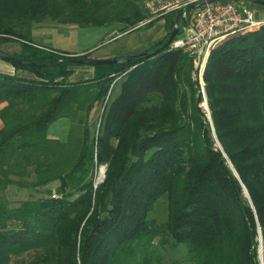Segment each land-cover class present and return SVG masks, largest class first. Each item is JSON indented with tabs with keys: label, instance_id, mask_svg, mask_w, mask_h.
Masks as SVG:
<instances>
[{
	"label": "trees",
	"instance_id": "trees-1",
	"mask_svg": "<svg viewBox=\"0 0 264 264\" xmlns=\"http://www.w3.org/2000/svg\"><path fill=\"white\" fill-rule=\"evenodd\" d=\"M191 14L166 13L152 49ZM149 16L144 0H0V43L19 42L11 55L27 61L88 58L34 43V23L126 33L151 26ZM11 63L36 78L0 72V264H153L159 235L195 264H264V22L211 46L201 75L210 114L182 47L93 65L76 82L68 61ZM62 117L72 120L65 141L47 135ZM10 184L47 195L13 204ZM163 196L168 216L157 223L150 212Z\"/></svg>",
	"mask_w": 264,
	"mask_h": 264
},
{
	"label": "crops",
	"instance_id": "crops-1",
	"mask_svg": "<svg viewBox=\"0 0 264 264\" xmlns=\"http://www.w3.org/2000/svg\"><path fill=\"white\" fill-rule=\"evenodd\" d=\"M248 6H250L249 3ZM250 8L256 13L258 20L264 21L263 4L252 2ZM163 16L158 17L149 27L135 29L126 33H120L113 27L114 25L78 28L77 30L65 28L66 30L72 31V36L75 35V39L71 45L63 47V43L60 42L61 39L54 42L56 46L51 43V40L45 45L65 51L72 55L87 53L89 58L95 59L125 58L127 56L152 50V48L165 38L167 35V22L166 18ZM190 27L191 18L189 26L186 28L183 27L184 30L182 31L184 32V35L190 31ZM116 32L118 33L117 35H115ZM35 37L40 39L39 41H42L45 35L43 32L39 31L37 34L35 33ZM64 44H66V42ZM71 69L72 73L69 76V81L71 82L92 78L95 73V67L90 64H76L71 66ZM0 72L17 74L18 76L26 78H36L35 74L31 71L22 68L17 69V67L11 62L3 58H0ZM2 106L3 103H0V109ZM2 126L3 120L0 118V129ZM71 127L72 120L67 117H62L49 125L47 135L50 138H57L65 141L69 137Z\"/></svg>",
	"mask_w": 264,
	"mask_h": 264
},
{
	"label": "built area",
	"instance_id": "built-area-1",
	"mask_svg": "<svg viewBox=\"0 0 264 264\" xmlns=\"http://www.w3.org/2000/svg\"><path fill=\"white\" fill-rule=\"evenodd\" d=\"M199 1L202 0H144L150 16L142 24L172 11L183 14L184 8ZM191 11L190 31L183 38H176L171 46L184 48L196 60L200 76L210 48L215 42L261 24L244 0L206 2ZM102 180L96 178L95 185Z\"/></svg>",
	"mask_w": 264,
	"mask_h": 264
},
{
	"label": "rangeland",
	"instance_id": "rangeland-1",
	"mask_svg": "<svg viewBox=\"0 0 264 264\" xmlns=\"http://www.w3.org/2000/svg\"><path fill=\"white\" fill-rule=\"evenodd\" d=\"M248 3L250 5L249 7H251L252 1L248 2ZM248 3H247V5H248ZM252 11L254 12L253 9H252ZM255 15H256V13H255ZM186 17L188 19L189 15ZM189 22L185 24L184 28L189 26ZM261 23H262V21H261ZM63 25L64 24H60L59 22L48 19V18H46L45 20L40 21V22H35L34 23V30H33V37L31 38V35H30V38L33 40L34 43L41 45V46H46L45 44L49 43L50 40H51V43L56 46V44L54 42H56L58 39H61L60 42L63 43V47L66 45H71L75 39V35L72 36L71 35L72 31L66 30L65 28L74 29V30H77L78 28L74 27V25H69L68 27H65V25L64 26ZM123 25L122 24H116L113 27L117 31H119ZM58 28H61V29H58ZM184 28H182V30H184ZM182 30L177 35V37H176L177 39L183 38L185 36L184 32ZM39 31L43 32L45 35V37L42 39V41H39L40 39H37V37H35V33L37 34ZM119 32H121V31H119ZM117 34L118 33L116 32L115 35H117ZM65 42H66V44H64ZM58 48H59V46H58ZM0 50L6 52L8 54H15V53L21 54V53H23V47L17 41H6V42L0 43ZM70 55L71 56H77L78 54L77 55L70 54ZM80 55H82V54H80ZM17 69H21V68H17ZM194 74L197 78L199 77L200 82L202 84L201 91L203 93L204 111H206L208 114H210V112H209L210 109H209V105H208V101H207V95H206L205 88H204V85L202 82V76H200L198 70H195ZM201 75H202V72H201ZM114 90L117 91L118 87L115 86ZM107 99H108V97H107ZM103 110L104 109H102L100 112V109H99V111L97 112V114H95V116L93 118L92 126H93V129L95 131V134L99 133L100 122H101L100 118H101ZM106 171H107V165H101L97 169V173H96L97 180H100L101 177H103V180H102V182H103L105 177H106ZM101 172H102V174H101ZM57 186H58V183H53L51 185V188H52V190H54V193H56L55 189ZM46 195H47V193L44 192V190L42 188L35 191V190L30 189L28 187H22V186H19L17 184H10L5 191V196L13 204H19L22 201L27 200V199H38L39 197H41V196L44 197ZM246 196L248 197L247 194H246ZM167 216H168V199L166 196H163L162 198H160L156 202L154 208L151 210L150 217L153 220H155L157 223H163L167 220ZM151 250H152V256L154 259L153 264H195L193 261H190L186 258V255L188 252L187 246L184 244H177L176 242L173 241L172 237H169L168 235H159V236L155 237Z\"/></svg>",
	"mask_w": 264,
	"mask_h": 264
},
{
	"label": "water",
	"instance_id": "water-1",
	"mask_svg": "<svg viewBox=\"0 0 264 264\" xmlns=\"http://www.w3.org/2000/svg\"><path fill=\"white\" fill-rule=\"evenodd\" d=\"M211 1H216V0H202L199 1L195 4H192L186 8L183 9V17L184 15L188 12L191 11L193 9H195L196 7H199L200 5L206 3V2H211ZM256 3H260L264 5V1H260V0H252ZM178 20L179 18H176V24L174 25V27L172 28V30L170 31L169 37L167 38V40L159 47L152 49V50H148L146 51L147 55H154L160 51H162L163 49L169 47L173 41L176 39L177 35L179 34L180 30H181V25L183 24V19L180 22V25L178 24ZM264 21H262L263 23ZM0 58L9 60L11 62H15V63H20V64H32V65H36V66H54V65H58L61 64L63 62H71L74 64H80V65H97V64H116L119 63L122 58H110V59H95V58H82V57H65L62 58L58 61H54V62H36V61H27L21 58H18L14 55L8 54L2 50H0ZM261 253H262V248H261Z\"/></svg>",
	"mask_w": 264,
	"mask_h": 264
},
{
	"label": "bare ground",
	"instance_id": "bare-ground-1",
	"mask_svg": "<svg viewBox=\"0 0 264 264\" xmlns=\"http://www.w3.org/2000/svg\"><path fill=\"white\" fill-rule=\"evenodd\" d=\"M99 181H101V180H99ZM246 194L248 195V193L246 192Z\"/></svg>",
	"mask_w": 264,
	"mask_h": 264
}]
</instances>
